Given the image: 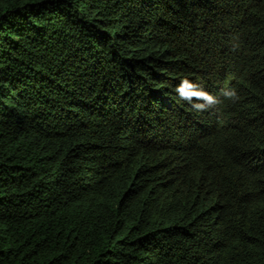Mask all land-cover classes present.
I'll list each match as a JSON object with an SVG mask.
<instances>
[{
	"label": "trees",
	"instance_id": "obj_1",
	"mask_svg": "<svg viewBox=\"0 0 264 264\" xmlns=\"http://www.w3.org/2000/svg\"><path fill=\"white\" fill-rule=\"evenodd\" d=\"M0 264H264V0H0Z\"/></svg>",
	"mask_w": 264,
	"mask_h": 264
},
{
	"label": "clouds",
	"instance_id": "obj_2",
	"mask_svg": "<svg viewBox=\"0 0 264 264\" xmlns=\"http://www.w3.org/2000/svg\"><path fill=\"white\" fill-rule=\"evenodd\" d=\"M187 83H188L187 81H184V84H187ZM177 91L179 92L181 98H183V99H189L191 95H196L197 98L205 101V104L207 106H212V105H215L216 103L219 102L216 97H214L213 95H211L207 92H204V91L185 92L183 85L179 89H177ZM225 96L233 102H235V100L238 99L237 93L234 89L226 91ZM199 107H203V105H201Z\"/></svg>",
	"mask_w": 264,
	"mask_h": 264
}]
</instances>
